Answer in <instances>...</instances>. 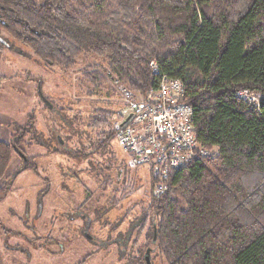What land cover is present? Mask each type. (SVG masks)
<instances>
[{"label": "trees", "instance_id": "trees-1", "mask_svg": "<svg viewBox=\"0 0 264 264\" xmlns=\"http://www.w3.org/2000/svg\"><path fill=\"white\" fill-rule=\"evenodd\" d=\"M16 44L64 71L83 54L102 58L81 73L89 95L108 80L144 95L157 86L151 61L180 79L181 100L193 108L197 141L209 154L171 169L166 191L154 196L151 188L129 228L140 232L149 217L147 236L167 264H264V0H0V51ZM243 90L258 105L241 98ZM114 115L93 108L90 131L72 117L65 138L51 134L49 150L95 155L91 170L109 169ZM20 129L0 140V201L13 154L22 161L15 171L33 167L25 152L29 128ZM116 202L100 206L102 214Z\"/></svg>", "mask_w": 264, "mask_h": 264}, {"label": "rangeland", "instance_id": "rangeland-1", "mask_svg": "<svg viewBox=\"0 0 264 264\" xmlns=\"http://www.w3.org/2000/svg\"><path fill=\"white\" fill-rule=\"evenodd\" d=\"M13 49L0 51V140L9 141L15 129L28 127L25 140L31 145L25 152L33 167L15 171L22 162L15 153L7 168L9 191L0 201V264H138L139 258L146 264L148 256L149 264H167L147 236L149 217L140 232L139 225L129 228L153 191L146 166H130L115 140L110 156L116 158L109 169L99 168L101 173L91 170L95 155L78 159L50 151L51 134L65 138L72 117L87 130L93 108L116 113L122 106L121 85L112 80L97 94L87 93L92 86L81 73L102 58L83 54L64 71L42 63L25 46ZM112 200L117 202L102 214L100 206Z\"/></svg>", "mask_w": 264, "mask_h": 264}, {"label": "built area", "instance_id": "built-area-1", "mask_svg": "<svg viewBox=\"0 0 264 264\" xmlns=\"http://www.w3.org/2000/svg\"><path fill=\"white\" fill-rule=\"evenodd\" d=\"M149 65L158 75L156 88L138 95L119 86L122 106L111 126L115 142L128 155L129 165L148 168L154 184L152 194L158 196L167 189L171 169L202 159L209 151L197 141L193 108L181 100V80L160 74L153 61ZM251 94L239 92L241 97Z\"/></svg>", "mask_w": 264, "mask_h": 264}, {"label": "bare ground", "instance_id": "bare-ground-1", "mask_svg": "<svg viewBox=\"0 0 264 264\" xmlns=\"http://www.w3.org/2000/svg\"><path fill=\"white\" fill-rule=\"evenodd\" d=\"M241 98H243V99H245V100H247V101H249V102H253V104H255V105H258V100H257V101H254V98L251 97V96H248V97H241Z\"/></svg>", "mask_w": 264, "mask_h": 264}, {"label": "water", "instance_id": "water-1", "mask_svg": "<svg viewBox=\"0 0 264 264\" xmlns=\"http://www.w3.org/2000/svg\"><path fill=\"white\" fill-rule=\"evenodd\" d=\"M155 239V235L153 237V240ZM146 264H149L148 257H146Z\"/></svg>", "mask_w": 264, "mask_h": 264}, {"label": "crops", "instance_id": "crops-1", "mask_svg": "<svg viewBox=\"0 0 264 264\" xmlns=\"http://www.w3.org/2000/svg\"><path fill=\"white\" fill-rule=\"evenodd\" d=\"M148 172H149V170H148ZM149 179L152 181V179H151V177L149 176ZM4 199V198H3Z\"/></svg>", "mask_w": 264, "mask_h": 264}]
</instances>
